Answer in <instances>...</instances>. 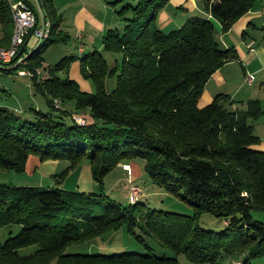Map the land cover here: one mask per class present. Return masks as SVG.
Segmentation results:
<instances>
[{
	"label": "trees",
	"instance_id": "1",
	"mask_svg": "<svg viewBox=\"0 0 264 264\" xmlns=\"http://www.w3.org/2000/svg\"><path fill=\"white\" fill-rule=\"evenodd\" d=\"M13 1L0 0L7 35L14 25ZM169 1L132 0L119 11L123 29L110 28L103 37L104 49L122 56L114 65L99 50L65 54L39 80L36 71L44 67L47 49L72 37L62 28L63 15L53 0H42L52 31L30 51L27 67L50 110L34 109L29 118L0 104V171L27 172L33 157L69 164L54 173L55 186L0 183V228L22 226L0 243V264H221L225 256L243 253V264H251L252 257L264 256V221L252 213L264 210V150L257 147L262 139L254 126L264 114L263 103L256 98L239 105L220 93L199 105L214 72L239 58L234 46L226 48L218 40L215 21L227 32L259 0H202L213 18L193 16L165 31L158 15ZM127 11L132 15L125 16ZM77 59L93 91L69 76ZM110 80H115L113 88ZM75 112L86 117V124L74 119ZM137 160L154 184L193 204L194 214L149 207L143 198L125 204L110 195L107 174ZM84 163L94 188L62 186ZM204 212L225 218V228L199 225ZM122 227L147 250H68ZM150 239L174 255L158 254ZM26 247L31 252L21 253Z\"/></svg>",
	"mask_w": 264,
	"mask_h": 264
},
{
	"label": "rangeland",
	"instance_id": "2",
	"mask_svg": "<svg viewBox=\"0 0 264 264\" xmlns=\"http://www.w3.org/2000/svg\"><path fill=\"white\" fill-rule=\"evenodd\" d=\"M57 1L58 3L61 2L60 0ZM82 2L88 9H96V12L108 21L111 19L110 17L112 15H115L118 21L122 20V22L125 23L124 18L119 13V11L127 4L132 3V0H82ZM39 4L43 9H46L42 3V0H39ZM71 7L72 6H70L69 9L66 10L65 15L67 21L65 22V25L67 24L68 28L65 25H63L62 28H66V30L72 35L74 34V18H72V16L68 12ZM131 15L132 12L127 11L125 16L129 17ZM86 24L90 27H93L92 23L89 21H86ZM0 26L2 27L1 23ZM9 27H11V30L13 29L12 24H10ZM86 34H88V32H86ZM103 37V34L100 35L99 32L97 33L98 40L102 41ZM84 41L86 42V38H84ZM66 46H68L69 49H74L75 55H82L79 54L78 46H76V44L74 43L73 37H71L69 45H66V43H61L50 46L45 53V59L47 57V62L45 63V68L43 69L44 72L46 71L45 74H48V67L50 65L55 64L62 57L63 51L61 50H64ZM28 50L30 51V48H28ZM94 50H99L100 53H102L106 57L110 65H114L116 59L121 60L122 58L120 54H114L109 51H106L104 49V45L99 48H95L94 46H88L86 53L93 52ZM21 70V67L9 70L3 68L0 69V104L7 106L13 105V108H11L23 117L32 118L34 109L42 110L43 112H48L50 110V107L47 103L45 96L35 88L32 83V77L23 74ZM40 71L42 73L41 69ZM41 76L44 77L43 75ZM114 86L115 80L108 81L109 88H113ZM262 103L264 106V101H262ZM67 107L69 110L74 109V107L70 104H67ZM67 120L72 121L69 118H67ZM254 124L256 133L263 135L264 138V114L260 117L259 121H255ZM143 163L144 162L142 160H137L131 162V165L127 164L128 167L120 164L114 169H112L105 178V184L106 187L110 189L108 191L110 195H112L117 200L127 204L130 202L128 196L130 192V187L132 186V184H138L142 189L140 198H143L142 201H144L149 207L163 208L165 210L175 211L187 215H193L195 212L194 205L191 204L189 201L182 199L178 195L167 191L163 187L154 184L150 176L144 171ZM68 164V160H62L60 166L57 168L55 167L52 172L58 173L64 168H66ZM84 164L79 166L77 169L71 171L61 185L67 188H76L77 182L74 179L75 174L77 170L78 172H86L87 168L83 167ZM54 173L50 174V172H46V175L42 173L43 176H41L39 175V173H31L29 171L23 173H18L16 171L11 170L0 171V183L41 184L55 186L58 183L56 182V176ZM252 213L255 219L264 221V210L253 209ZM198 223L204 228L214 230H221L225 228L226 225L225 218L216 216L210 212H204L202 215H200L198 217ZM21 227L22 226H20L19 224H13L12 226L6 225L1 227L0 243H3L10 234H17L20 231ZM149 242L153 245V247L156 249L155 251L158 254L167 253L169 255H174V251L172 249L167 246H163L156 240L150 239ZM31 249L32 247L22 248L21 253H29L31 252ZM68 250L89 253H111L125 250H136L144 252L147 250V248L133 234L129 233L125 227H122L119 230H113L103 236L97 237L93 241L85 242L79 245L75 244L69 246ZM246 258V253L240 255L225 256L222 259L221 264H235L234 262L236 260H241L242 262H245ZM180 260L182 262H188V260L182 256H180ZM250 263L264 264V256L259 255L256 257H252L250 259Z\"/></svg>",
	"mask_w": 264,
	"mask_h": 264
},
{
	"label": "crops",
	"instance_id": "3",
	"mask_svg": "<svg viewBox=\"0 0 264 264\" xmlns=\"http://www.w3.org/2000/svg\"><path fill=\"white\" fill-rule=\"evenodd\" d=\"M28 1L32 4L36 2V0ZM60 1L61 2L58 3L57 0H53L58 12L63 15L62 26L67 22L65 16L66 10L72 6L68 11L72 18H74V34L71 36L76 46H78L79 54L86 53L88 46L99 48L103 45V40L100 41L97 38L98 32L100 35H105L110 28L116 27L121 30L124 27L122 20L118 21L115 15H112L110 17L111 19L108 21L100 16V14L96 12V9H88L82 0ZM197 15L213 18V16L203 8L202 0H170L159 12L158 23L165 31H169L180 27L190 17ZM86 21L91 22L93 27L87 25ZM215 22L218 40L226 48L234 46L239 58L225 63L214 72L205 85L199 100V105L204 106L208 104L220 93L229 95L230 100H234L236 103L238 102L239 105H245L247 101L256 98L264 101V0H259L256 8L238 18L227 32L222 31V25L219 21L216 20ZM65 26L68 28L67 24ZM0 30V43L2 42L0 45H10L14 25L13 29L8 32V35L6 33L4 34L1 26ZM86 32H88V34H86ZM84 38H86V42ZM66 45H69V43H66ZM37 46V39L32 38L27 48H30L31 51ZM61 51H63L62 56L65 54H74L75 52L74 49H69L68 46ZM46 62L47 57L44 66ZM44 68L45 67H42L40 69L42 70L41 75L45 77L48 76L49 73L45 74L46 71L44 72ZM247 73H253L255 75L252 82L246 80ZM60 74L61 76L66 75L62 72ZM69 76L78 81L82 89L93 91L94 86L91 81L86 79L81 72V63L79 59L72 62ZM9 106L12 107L13 105ZM258 121L259 120H257V122ZM256 134L262 139L257 147L264 150L263 135L259 133ZM61 162L62 160L53 159L40 162L38 158L33 157L29 160L28 171L31 173H39L41 176H43L42 173L46 175V172L53 174L54 172L52 171L55 167H59ZM83 167L87 168L86 172H78L77 170L75 174L74 179L77 182L76 188L90 191L94 188L92 173L88 164H84ZM109 190L110 189H108V191Z\"/></svg>",
	"mask_w": 264,
	"mask_h": 264
},
{
	"label": "built area",
	"instance_id": "4",
	"mask_svg": "<svg viewBox=\"0 0 264 264\" xmlns=\"http://www.w3.org/2000/svg\"><path fill=\"white\" fill-rule=\"evenodd\" d=\"M12 16L14 20V31L12 34L11 43L8 46H0V69H14L21 67L23 74L30 77L33 76V71L27 67V57L30 53L27 46L32 38L37 41H44L47 39L52 31V21L45 9H43L39 0L34 4L27 0H16L11 4ZM6 67V68H4ZM39 80L41 76L40 68L37 69ZM255 78L253 73L246 74V80L252 82ZM55 105L62 108L59 99L55 100ZM74 119L81 125L86 124V117L75 112ZM125 166L128 167L127 164ZM142 189L138 184H132L128 194L130 202H136L141 196ZM235 264H243L241 260H236Z\"/></svg>",
	"mask_w": 264,
	"mask_h": 264
}]
</instances>
